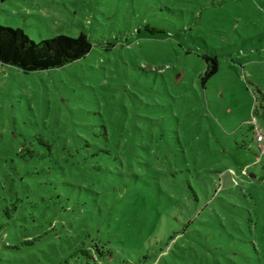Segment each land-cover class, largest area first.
<instances>
[{"label": "rangeland", "instance_id": "obj_1", "mask_svg": "<svg viewBox=\"0 0 264 264\" xmlns=\"http://www.w3.org/2000/svg\"><path fill=\"white\" fill-rule=\"evenodd\" d=\"M0 25L91 42L0 63V264H264V0H0Z\"/></svg>", "mask_w": 264, "mask_h": 264}, {"label": "trees", "instance_id": "obj_2", "mask_svg": "<svg viewBox=\"0 0 264 264\" xmlns=\"http://www.w3.org/2000/svg\"><path fill=\"white\" fill-rule=\"evenodd\" d=\"M90 49L91 42L87 35L82 32L76 36L58 34L35 42L20 28L0 25V63L17 67L23 72L60 67L83 57ZM204 59L206 68L201 77L202 85L218 70L216 56H205ZM260 94L261 100L264 101L263 94ZM253 128L254 126L250 125V129L253 130ZM257 157L259 159L254 160L255 164L264 163V154L257 152L255 159ZM243 169H241V173ZM247 170L248 166L246 172ZM251 176L254 177L252 174ZM251 179L249 178V180ZM82 253L86 255V252L82 251Z\"/></svg>", "mask_w": 264, "mask_h": 264}, {"label": "built area", "instance_id": "obj_3", "mask_svg": "<svg viewBox=\"0 0 264 264\" xmlns=\"http://www.w3.org/2000/svg\"><path fill=\"white\" fill-rule=\"evenodd\" d=\"M255 139L258 147V153L264 154V135L262 133H259L257 129H255ZM259 158L257 157L255 161H257ZM242 173H246V167L242 170Z\"/></svg>", "mask_w": 264, "mask_h": 264}]
</instances>
